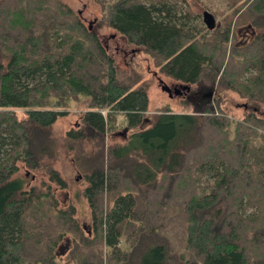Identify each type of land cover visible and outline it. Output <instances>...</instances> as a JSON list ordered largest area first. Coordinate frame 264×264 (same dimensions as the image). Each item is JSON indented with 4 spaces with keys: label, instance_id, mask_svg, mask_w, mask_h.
Segmentation results:
<instances>
[{
    "label": "trees",
    "instance_id": "1",
    "mask_svg": "<svg viewBox=\"0 0 264 264\" xmlns=\"http://www.w3.org/2000/svg\"><path fill=\"white\" fill-rule=\"evenodd\" d=\"M93 1L96 24L160 73L264 109V0L243 1L239 17L258 30L238 46L229 23H193L185 0ZM95 28L62 0H0V264H59L66 236L77 264H264V117L247 104L234 120L208 98L191 112L149 113L146 88L119 81ZM80 98L86 110L67 142L127 130L74 158L91 231L73 204L59 205L51 184L66 181L44 161L49 128ZM22 167L49 182L27 184Z\"/></svg>",
    "mask_w": 264,
    "mask_h": 264
},
{
    "label": "rangeland",
    "instance_id": "2",
    "mask_svg": "<svg viewBox=\"0 0 264 264\" xmlns=\"http://www.w3.org/2000/svg\"><path fill=\"white\" fill-rule=\"evenodd\" d=\"M69 5L83 22L91 28L96 25L95 31L100 36L103 44L107 48L109 54L114 58V65L117 72V77L122 84L134 83L133 87H145L148 93V110L149 113L160 109H169L173 112H191L198 108L200 104L205 101V98L210 100L213 105L215 100H218L219 106L224 113L234 120H241L246 114V106L249 105L257 108V114L264 117L263 105L256 102L247 101L238 96L231 90H216L213 86L211 90L205 88L204 85L189 86L190 90L183 94L169 96V94L162 90L160 80L173 88L180 84L177 81L160 73L157 66L154 64L152 58L147 55L141 47L128 43L127 40L115 33L106 25H97L96 21L101 17V9L93 0H62ZM244 0H185L187 9L190 10L193 18V23L201 27H205L203 20V12L207 11L214 17V24L218 28H224L228 23L232 31L231 44L236 46L247 42L255 31L264 30V20L261 28L256 26L250 27V21L240 18L246 5ZM255 30V31H254ZM138 81L134 82L133 79ZM136 79V80H137ZM208 95V96H205ZM87 100L80 98L79 100H70L68 102V114L64 117H59L57 121L49 128L47 146H50L47 156L44 161H51L54 167L62 178L66 181V188L60 189L52 183L53 191L60 206H67L73 204L76 207V217L80 224L85 229L91 231V216L86 200L82 196V190L85 185L84 172L80 170V165L75 162L84 160L83 157L92 155L101 148L105 149L107 145L112 142H123L126 138V131L119 130L116 133H107L102 139L93 138L87 134L83 141L67 142L65 139V132L71 127H79L80 119L83 112L86 110ZM214 106V105H213ZM20 116L21 112H19ZM91 133V132H89ZM44 140V138L42 137ZM19 175L26 181L27 184L32 182L48 181L44 174L37 175L30 173L29 170L21 168ZM67 238L68 245L64 254L56 255L59 259V264H77L69 259L68 251L71 248L70 237L66 236L60 242L65 243ZM59 244V245H60ZM58 248H56V252Z\"/></svg>",
    "mask_w": 264,
    "mask_h": 264
},
{
    "label": "water",
    "instance_id": "3",
    "mask_svg": "<svg viewBox=\"0 0 264 264\" xmlns=\"http://www.w3.org/2000/svg\"><path fill=\"white\" fill-rule=\"evenodd\" d=\"M81 11H78V14L80 13ZM203 19H204V22L205 24L207 25V27L209 29H212L215 24H214V17L212 16V14H210L209 12L205 11L203 13ZM94 21L90 22L89 25H88V28L91 29V26H92V23ZM161 83V88L162 90L166 91L169 96H173V95H181L183 94V89L185 90V92H187L188 90H190V87L189 86H186V85H183V84H179L178 86H175L174 88H171L170 86H168L167 84L163 83L161 80L159 81ZM68 243H64V244H60L59 247H58V251L56 252L57 255H60V254H64L65 253V250L67 247ZM65 249V250H63Z\"/></svg>",
    "mask_w": 264,
    "mask_h": 264
},
{
    "label": "flooded vegetation",
    "instance_id": "4",
    "mask_svg": "<svg viewBox=\"0 0 264 264\" xmlns=\"http://www.w3.org/2000/svg\"><path fill=\"white\" fill-rule=\"evenodd\" d=\"M203 13H204V12H203ZM202 15H203V14H202ZM203 20H204V19H203ZM174 87H175V86H174ZM174 87H173V88H174Z\"/></svg>",
    "mask_w": 264,
    "mask_h": 264
}]
</instances>
